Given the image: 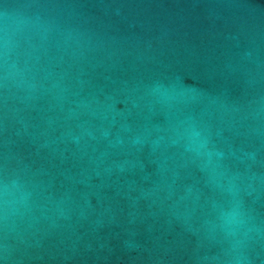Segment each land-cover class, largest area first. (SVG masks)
Returning a JSON list of instances; mask_svg holds the SVG:
<instances>
[{
	"label": "water",
	"instance_id": "water-1",
	"mask_svg": "<svg viewBox=\"0 0 264 264\" xmlns=\"http://www.w3.org/2000/svg\"><path fill=\"white\" fill-rule=\"evenodd\" d=\"M4 182L0 264H264V0H0Z\"/></svg>",
	"mask_w": 264,
	"mask_h": 264
},
{
	"label": "clouds",
	"instance_id": "clouds-1",
	"mask_svg": "<svg viewBox=\"0 0 264 264\" xmlns=\"http://www.w3.org/2000/svg\"><path fill=\"white\" fill-rule=\"evenodd\" d=\"M11 202L8 199V186L4 182L0 184V216H2L5 224H7L9 214H10ZM239 218V219H238ZM247 219H251L248 217ZM225 226L229 228L228 234L235 235L236 231L231 228V225L238 223L241 227L245 228V235L251 231L250 228L246 227L247 221L245 219V214L242 211L234 209L232 212L228 213L224 218ZM239 244V242H237ZM7 247H5V252H7ZM235 250V246L234 249ZM233 259L239 261L240 257H234Z\"/></svg>",
	"mask_w": 264,
	"mask_h": 264
}]
</instances>
